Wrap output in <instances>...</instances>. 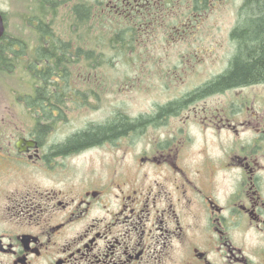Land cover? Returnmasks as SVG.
Returning a JSON list of instances; mask_svg holds the SVG:
<instances>
[{
	"label": "flooded vegetation",
	"instance_id": "obj_1",
	"mask_svg": "<svg viewBox=\"0 0 264 264\" xmlns=\"http://www.w3.org/2000/svg\"><path fill=\"white\" fill-rule=\"evenodd\" d=\"M256 1L31 0L35 44L17 51L35 86L0 98V264H264V81L218 86ZM91 18L125 44L116 57L163 55L133 63L167 92L149 110L132 115L114 94L89 119L113 64L90 60L106 53L90 46ZM224 22L231 57L201 78Z\"/></svg>",
	"mask_w": 264,
	"mask_h": 264
},
{
	"label": "rangeland",
	"instance_id": "obj_2",
	"mask_svg": "<svg viewBox=\"0 0 264 264\" xmlns=\"http://www.w3.org/2000/svg\"><path fill=\"white\" fill-rule=\"evenodd\" d=\"M0 12L4 13L6 16V32L9 39H19L23 42V45L28 48L35 44L34 33L32 30L28 29V27H25L23 22V19L25 17L28 18L30 13H33V15L35 14L34 8L31 5V0H0ZM100 23L101 22L97 24L95 22L94 25L98 26ZM230 23L231 22H224L218 36H213V38L208 39L209 47H218L220 45H222V47H219L217 53L213 56L212 60H214L216 64L203 70L204 73L201 75V78L210 77L226 68V62L232 54V47L228 45L226 36V31ZM26 50L29 52L28 49ZM137 51L138 52L132 50L128 55L123 56V59L116 57V55L109 51H107L106 57H102L105 61L108 59L109 62H113L112 65L108 66L111 70L107 69L105 72L103 70L105 73L104 77L107 78L106 82L109 83L110 89L102 92V89L98 88L99 85H96L95 91L99 94L112 95L103 99L99 111L90 113L88 115L89 119H97L108 113L109 110L107 108L110 106V102L113 101L118 94H120V97L118 96L117 100L120 99L121 108L132 115L149 110L154 101H160L162 97L167 94V92L163 91L158 80L155 81L154 78L146 79L145 77L140 80L141 75L147 76L149 72L146 70H136V66L133 65V63L139 64L163 61V55L147 53L140 51L138 48ZM208 58H210V55ZM96 73L99 75L100 70ZM26 83L27 82L24 84L22 81L20 66L17 60L13 68L9 69V72L0 74V98L5 99L4 96L18 94L20 91L28 92L30 87ZM76 121L80 123L81 117L75 118L72 123L75 122L74 125H77L78 123Z\"/></svg>",
	"mask_w": 264,
	"mask_h": 264
},
{
	"label": "trees",
	"instance_id": "obj_3",
	"mask_svg": "<svg viewBox=\"0 0 264 264\" xmlns=\"http://www.w3.org/2000/svg\"><path fill=\"white\" fill-rule=\"evenodd\" d=\"M252 12L260 15L259 19L253 20L249 22V26L247 27L248 32L243 33V26L240 24L238 29L235 33L234 38L238 40V49L235 53L232 66L221 76L218 78V86H239L244 84H250L253 82H260L264 81V0H258L253 5ZM92 14V12L90 11ZM33 13H30L26 21L29 25H32L34 22ZM91 17V16H90ZM93 18V15H92ZM90 21V28H89V42L90 46H102L106 49V53L117 51V47L120 45H125L120 42V38L114 37L110 35V32H107V26L104 28H97L94 26L95 21ZM101 29L100 34L95 36L94 33L99 32L98 30ZM105 32L103 33L102 31ZM7 33V32H6ZM8 37V35L6 34ZM5 39V37H4ZM3 39V40H4ZM9 39V37H8ZM249 40V48H245L244 42ZM8 50L9 54L12 57L10 59L9 69L13 68L16 61L18 60V51L17 47H22L23 42L19 39H9ZM102 51L100 54L94 52L93 50L90 51V60L91 61H101L102 58L99 60L97 59L98 56H105L106 53L103 54ZM115 55V53H113ZM112 55V56H114ZM115 57V56H114ZM110 58V57H108ZM106 62H109L107 59ZM29 70L35 72V65L32 63L29 67ZM34 75H32V81L29 84L30 90L34 88ZM223 83V84H219ZM106 133H98L95 134L97 137H90L93 138H101ZM108 134V133H107ZM88 140L85 137H80L77 139V142L84 143V142H91L92 140Z\"/></svg>",
	"mask_w": 264,
	"mask_h": 264
},
{
	"label": "water",
	"instance_id": "obj_4",
	"mask_svg": "<svg viewBox=\"0 0 264 264\" xmlns=\"http://www.w3.org/2000/svg\"><path fill=\"white\" fill-rule=\"evenodd\" d=\"M3 34H4V23H3L2 15L0 13V38L3 36Z\"/></svg>",
	"mask_w": 264,
	"mask_h": 264
}]
</instances>
